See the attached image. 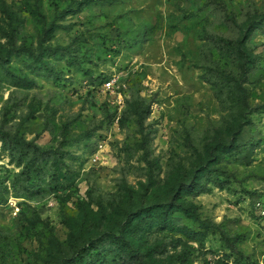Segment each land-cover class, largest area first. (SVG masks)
Returning <instances> with one entry per match:
<instances>
[{"label": "rangeland", "instance_id": "rangeland-1", "mask_svg": "<svg viewBox=\"0 0 264 264\" xmlns=\"http://www.w3.org/2000/svg\"><path fill=\"white\" fill-rule=\"evenodd\" d=\"M0 264H264V0H0Z\"/></svg>", "mask_w": 264, "mask_h": 264}, {"label": "trees", "instance_id": "trees-1", "mask_svg": "<svg viewBox=\"0 0 264 264\" xmlns=\"http://www.w3.org/2000/svg\"><path fill=\"white\" fill-rule=\"evenodd\" d=\"M220 73L222 75H224V77L227 81H231L234 83L238 81L236 79V77L233 76L228 71L223 70ZM211 84L217 88L216 82L212 81ZM217 93H218V97H221V89L220 88H218ZM246 102H247V96H246L245 90H243V94L240 97V100H237V102H236L238 108L241 109L239 111L240 114H242L244 112V108L247 107ZM234 121L235 122L238 121V122L234 125L231 121L226 120V122L229 124L230 128H233L234 130H233V134H231L232 135L231 140H229L228 142L224 141V142L218 143V147L222 152L234 151L236 148L239 147V145L236 143V138L242 133L243 126L247 125L250 122V119L245 118L244 121H240V119H234ZM223 175L225 177H227L228 172L224 171ZM224 181L225 180L220 179L217 175L212 177V182H214L220 188H224V186H223ZM192 188L195 189V192H199V193L207 192L209 190V188L207 186H205L204 183H198V184H195L194 186L191 184L186 185L187 190L194 191V190H192ZM168 210H169L168 206H164L161 209H154L153 213L156 214V220H155L156 224H159V223L165 224L167 222L166 214H167ZM177 211H180V212L186 214L187 217L192 218V219L200 222L201 225H205V223L203 221L199 220L198 207L195 204H193V203H190L188 205L182 204L181 206H177L174 209L172 208L170 212H177ZM144 215L146 216V215H148V213H144ZM190 233H192L191 235H196L199 232L192 231ZM92 255H96V258H95L96 261L102 260V257L99 253L92 254Z\"/></svg>", "mask_w": 264, "mask_h": 264}]
</instances>
